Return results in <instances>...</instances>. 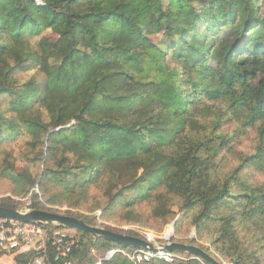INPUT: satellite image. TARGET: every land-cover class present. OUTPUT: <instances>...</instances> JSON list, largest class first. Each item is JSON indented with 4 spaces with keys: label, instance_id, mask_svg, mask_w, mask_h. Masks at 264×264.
Listing matches in <instances>:
<instances>
[{
    "label": "trees",
    "instance_id": "1",
    "mask_svg": "<svg viewBox=\"0 0 264 264\" xmlns=\"http://www.w3.org/2000/svg\"><path fill=\"white\" fill-rule=\"evenodd\" d=\"M48 32L57 39L47 49L34 44ZM32 62L37 75L20 81ZM4 93L15 99L11 116L0 114V143L21 131L30 146L59 157L60 169L39 177L6 165L3 176L22 190L62 182L64 194L87 197L109 177L106 209L146 207L166 224L183 213L200 233L212 227L210 242L228 264H264V184L242 174L249 166L264 172V0H0ZM206 100L217 105L203 109L209 115L200 129L213 117L214 131L192 135ZM219 103L228 104L213 112ZM243 113L250 124L262 122L261 139L251 156L224 170L233 136L220 126ZM107 128L117 132L114 143L89 139ZM79 232L90 245L78 241L59 260L49 248L52 264H94V247L138 250ZM35 255L15 260L30 264ZM188 257L136 263L120 252L104 254L103 264H207Z\"/></svg>",
    "mask_w": 264,
    "mask_h": 264
},
{
    "label": "rangeland",
    "instance_id": "2",
    "mask_svg": "<svg viewBox=\"0 0 264 264\" xmlns=\"http://www.w3.org/2000/svg\"><path fill=\"white\" fill-rule=\"evenodd\" d=\"M257 1V0H250ZM57 37L52 36L51 33H45L43 36L33 38L34 44L39 42V45L47 49L48 45H51ZM157 41H161L159 36ZM93 56L99 62H106V55L100 54L96 51H92ZM170 61L173 65L177 62L174 56H170ZM25 72L19 74L18 78L27 80L35 74L37 75L36 65L32 63H25ZM15 97L8 96L6 93L0 95V114H6L9 112L10 103ZM204 104H200L196 117L193 121V125H190L191 134L206 135L214 131L215 118L208 119L209 126L204 132L200 129L205 119L202 121V117L208 118L209 112H202L206 106H213L212 100H206ZM228 103H219L218 108L213 107L215 113L218 111L223 112ZM215 106L217 104H214ZM209 109V108H207ZM244 115V116H243ZM8 117L11 113L7 114ZM234 116L228 114L225 118V123L220 126V131L223 135H232V142L229 145L232 149L229 154L226 155L222 166L224 170H231L239 164V159L245 156H251L254 150L258 147L259 141L262 135V122L258 124H250L247 120L245 113L238 116V119L233 120ZM213 120V121H212ZM249 124V125H247ZM236 128L239 129L237 134ZM89 139L99 144H112L117 140V132L112 128H107L101 135L90 134ZM224 138V137H223ZM32 137L23 135L21 131L12 133V135L1 141L0 143V205L11 206L19 208L21 211H29L35 207L53 210L56 212L74 215L76 217L84 219L87 223L103 228H108L113 231H117L124 234L138 236L141 238L150 239L152 242L158 244L166 243L167 236L172 230V241H178L187 244L198 245L216 258L221 260L223 264H228L224 259L216 252L215 248L210 242V231L212 227H208L206 230L199 232L195 226H193L191 219L187 222L184 221V214L178 213L175 217H170V221L166 224L162 219L154 218L150 213V208L141 209L138 213H129L128 208L120 206L115 208L110 205L108 209L107 196L104 192V187L109 184V177L104 180V183L95 185L90 188L89 196H82L81 193L77 194H64L61 184L56 182H48L47 185L38 184L30 191L26 192L22 190V187L16 186L13 181L2 174V170L6 165L13 166L17 172L23 170H31L37 177L43 176L47 169H60L58 166L59 157H49L47 155V148H43V145L30 146L29 142ZM222 140V139H221ZM243 156V157H242ZM9 163V164H8ZM247 182H253L255 184H264V172H259L254 166H249L242 173ZM62 191V192H61ZM105 194V195H104ZM106 196V197H105ZM175 211H180L179 208L174 205ZM172 218V219H171ZM71 234L74 235L76 244L84 242L90 245L91 241L88 236L83 235L81 232L75 229H68ZM211 235V234H210ZM114 248V247H112ZM108 250H100L94 247L91 251L92 256L95 258L94 264L103 260L104 254L107 255ZM126 253H132L133 251H125ZM175 260L173 262H180L189 259L187 253H173ZM167 261V260H166ZM170 262V261H167ZM170 262V263H173ZM204 262V261H203Z\"/></svg>",
    "mask_w": 264,
    "mask_h": 264
},
{
    "label": "built area",
    "instance_id": "3",
    "mask_svg": "<svg viewBox=\"0 0 264 264\" xmlns=\"http://www.w3.org/2000/svg\"><path fill=\"white\" fill-rule=\"evenodd\" d=\"M35 1L39 5L46 4V0ZM75 244L74 235L63 226L0 217V255H17L26 251H35L36 255L30 264H52L49 258V248L56 251V260H59L67 257ZM120 252L136 263L153 258H162L170 262L175 260L173 253H153L144 249L126 253L117 248L109 250L106 259ZM96 264H103V260Z\"/></svg>",
    "mask_w": 264,
    "mask_h": 264
},
{
    "label": "water",
    "instance_id": "4",
    "mask_svg": "<svg viewBox=\"0 0 264 264\" xmlns=\"http://www.w3.org/2000/svg\"><path fill=\"white\" fill-rule=\"evenodd\" d=\"M0 217H9L28 222H39L50 225H60L68 229H75L97 237L105 238L106 240L124 248L131 247L134 249H144L153 253H187L201 259L207 264H222L218 258L198 245L172 241L173 233L169 235V237L167 236L168 241L166 243L158 244L156 242H152L150 239L91 225L84 219L74 215L38 208L24 212L16 207L0 205Z\"/></svg>",
    "mask_w": 264,
    "mask_h": 264
},
{
    "label": "crops",
    "instance_id": "5",
    "mask_svg": "<svg viewBox=\"0 0 264 264\" xmlns=\"http://www.w3.org/2000/svg\"><path fill=\"white\" fill-rule=\"evenodd\" d=\"M15 257V254L0 255V264H17Z\"/></svg>",
    "mask_w": 264,
    "mask_h": 264
},
{
    "label": "bare ground",
    "instance_id": "6",
    "mask_svg": "<svg viewBox=\"0 0 264 264\" xmlns=\"http://www.w3.org/2000/svg\"><path fill=\"white\" fill-rule=\"evenodd\" d=\"M170 232H171V233H170L169 235H171V234H172V230H170ZM169 235H168V237H169Z\"/></svg>",
    "mask_w": 264,
    "mask_h": 264
}]
</instances>
